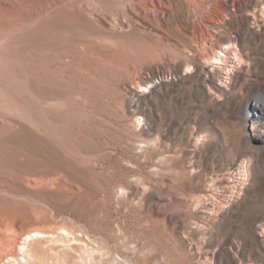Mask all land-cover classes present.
Returning <instances> with one entry per match:
<instances>
[{
    "label": "rangeland",
    "instance_id": "1",
    "mask_svg": "<svg viewBox=\"0 0 264 264\" xmlns=\"http://www.w3.org/2000/svg\"><path fill=\"white\" fill-rule=\"evenodd\" d=\"M78 1L0 0V264H264V0H149L116 34Z\"/></svg>",
    "mask_w": 264,
    "mask_h": 264
},
{
    "label": "bare ground",
    "instance_id": "2",
    "mask_svg": "<svg viewBox=\"0 0 264 264\" xmlns=\"http://www.w3.org/2000/svg\"><path fill=\"white\" fill-rule=\"evenodd\" d=\"M93 0H80L76 3L77 6L81 3L84 7L87 6L86 13L94 17L97 22H101L103 25L109 24L111 26V32L116 34L117 31L119 32H130L135 30L138 26H141L140 22H143L142 15L144 14L145 17H150V14L147 15V8L146 5L149 3V0H114V7H119L120 5L125 10V12H121L119 14H114L111 10H101L94 6ZM154 3L155 11L151 14L156 19H159L164 15V12L160 11L158 5L166 4L165 0H151ZM182 4V8L185 9L184 3L181 0L178 2ZM258 2V0H257ZM194 4V3H189ZM78 7V6H77ZM262 7L264 10V1L262 2ZM80 8V7H79ZM166 10V9H165ZM190 14H194L191 22H193V28L195 30V35L198 36V30L201 28L203 24V18L198 13L204 14V8L200 7L199 5L191 6L189 9L186 10ZM200 11V12H199ZM128 14V16H125ZM262 14V13H261ZM133 19H137V23L133 21ZM254 24L256 26L264 27V20L260 19L259 17H255L253 19ZM218 23L212 22L213 26H216ZM216 32V31H215ZM243 59V56L240 52L234 47L232 42L229 45L224 46L222 49L215 50L213 64H209L208 69L212 72H215L218 75V80L220 83H217L216 89L220 90L221 92L224 91V88L230 89L228 83H232L234 76L239 71L240 62ZM206 77H211L208 73ZM207 79V78H206ZM146 89V88H143ZM213 94L217 95L216 92L212 91ZM253 108H259L260 110H264V104L255 103ZM240 166V165H239ZM233 170V169H232ZM236 171V170H234ZM235 173V172H233ZM231 173H227L226 176H223L225 180H227L228 184L233 183V195L231 196V203H236L241 199L244 195L247 185L250 179V170L249 167L246 168L244 164L242 167L240 166V170L238 169L235 173L236 176H231ZM236 181V183H235ZM217 214H221L224 212V207L222 205L217 204L215 206ZM65 233H69L67 230H64ZM37 235H43V233L37 232ZM31 235L26 236V241L31 239Z\"/></svg>",
    "mask_w": 264,
    "mask_h": 264
},
{
    "label": "built area",
    "instance_id": "3",
    "mask_svg": "<svg viewBox=\"0 0 264 264\" xmlns=\"http://www.w3.org/2000/svg\"><path fill=\"white\" fill-rule=\"evenodd\" d=\"M166 78H167V76H166ZM142 119V118H141ZM142 121H144L143 119H142Z\"/></svg>",
    "mask_w": 264,
    "mask_h": 264
}]
</instances>
